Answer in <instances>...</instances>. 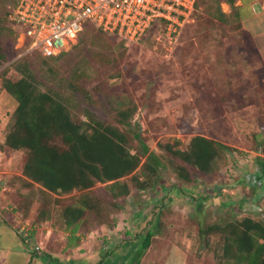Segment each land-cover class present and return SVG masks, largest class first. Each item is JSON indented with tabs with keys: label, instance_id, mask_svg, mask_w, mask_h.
<instances>
[{
	"label": "rangeland",
	"instance_id": "374dc122",
	"mask_svg": "<svg viewBox=\"0 0 264 264\" xmlns=\"http://www.w3.org/2000/svg\"><path fill=\"white\" fill-rule=\"evenodd\" d=\"M223 3L197 0L193 19L178 32L168 35L155 26L134 43L85 30L53 57L17 47L12 34L4 32L8 60L0 65V264H129L142 235L157 220V234L139 264H167L173 253L184 264H220L211 248L200 245L199 222L264 217V177L255 175L264 159V65ZM5 4L1 0V17ZM24 60L39 87L77 100L74 113L82 120L87 119L79 111L82 105L112 123L118 109L134 107L125 127L140 131L160 158L157 181L136 188L137 179H147L139 166L125 177L130 193L115 199L105 184L96 182L86 193L99 200L100 215L86 211L74 231L67 228L62 209L85 191L54 194L37 184L27 186L21 173L25 152L3 145L16 101L1 79L3 74L17 77L15 64ZM69 82L76 91L88 92L91 103L79 99L81 92L72 93ZM197 134L229 149L209 174L187 164L192 178L185 182L173 169L180 160L160 145L185 149ZM136 144L132 138L131 147Z\"/></svg>",
	"mask_w": 264,
	"mask_h": 264
},
{
	"label": "trees",
	"instance_id": "16d2710c",
	"mask_svg": "<svg viewBox=\"0 0 264 264\" xmlns=\"http://www.w3.org/2000/svg\"><path fill=\"white\" fill-rule=\"evenodd\" d=\"M12 1L6 0L4 14L0 16V65L8 60L1 42L4 32H10L15 39L17 35L7 17V4ZM223 1L232 4L234 0ZM221 16L228 15L221 11ZM89 29H96L110 39L118 38L94 24H87L81 32ZM120 41L124 43V40ZM14 70L17 77L3 74L1 79L3 89L16 101L3 145L10 150L25 152L21 173L27 186L37 184L54 194L85 191L75 202L62 209V218L67 228L74 231L86 211L100 215L99 200L86 193L96 182L105 184L115 199L130 193V185L125 177L139 166L147 179H137L136 188L143 190L157 181L163 165L160 158L149 150L140 131L132 133L127 129L134 107L118 109L117 122L112 123L82 105L79 111L87 118L82 120L74 113L76 104L80 106L77 100L59 91L39 87L27 61H18ZM68 85L73 89L72 93L81 92L79 99L91 103L92 98L88 92L76 91V85L71 82ZM132 138L137 141L134 148L130 145ZM160 146L168 155L180 160L173 164V169L177 178L185 182L192 178L188 165L209 174L215 169L217 159L229 149L228 145L201 134L193 135L185 149L170 143ZM258 166L259 174L255 175L262 178L264 159H261ZM159 226L160 221L157 220L147 230L129 264L140 263L144 250L150 245L151 237L156 234ZM198 237L200 245L211 248L220 264H264V217L246 215L241 219L207 225L199 222Z\"/></svg>",
	"mask_w": 264,
	"mask_h": 264
},
{
	"label": "built area",
	"instance_id": "2783aa9c",
	"mask_svg": "<svg viewBox=\"0 0 264 264\" xmlns=\"http://www.w3.org/2000/svg\"><path fill=\"white\" fill-rule=\"evenodd\" d=\"M196 1L13 0L7 4V17L17 34V47L54 56L69 47L87 24L125 44L139 41L155 26L168 35L178 32L193 19Z\"/></svg>",
	"mask_w": 264,
	"mask_h": 264
},
{
	"label": "crops",
	"instance_id": "0c3cea01",
	"mask_svg": "<svg viewBox=\"0 0 264 264\" xmlns=\"http://www.w3.org/2000/svg\"><path fill=\"white\" fill-rule=\"evenodd\" d=\"M223 2L228 7V14L238 21L240 29L249 36L251 48L256 53L258 62L264 65V0H234L232 4ZM150 228H147L145 233ZM183 260L178 253H173V262L168 261L167 264H184Z\"/></svg>",
	"mask_w": 264,
	"mask_h": 264
}]
</instances>
